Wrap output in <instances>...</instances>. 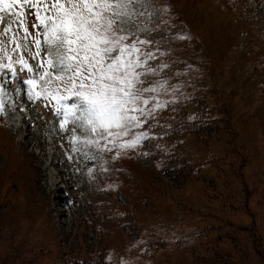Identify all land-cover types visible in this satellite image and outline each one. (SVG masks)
Segmentation results:
<instances>
[{
  "label": "rangeland",
  "instance_id": "obj_1",
  "mask_svg": "<svg viewBox=\"0 0 264 264\" xmlns=\"http://www.w3.org/2000/svg\"><path fill=\"white\" fill-rule=\"evenodd\" d=\"M136 9L133 27L155 42L145 80L164 106L133 130L146 139L112 151L85 146L91 134L37 98L47 45L34 15L27 40L0 23V264H264V0ZM203 107L210 128L186 130Z\"/></svg>",
  "mask_w": 264,
  "mask_h": 264
},
{
  "label": "snow or ice",
  "instance_id": "obj_2",
  "mask_svg": "<svg viewBox=\"0 0 264 264\" xmlns=\"http://www.w3.org/2000/svg\"><path fill=\"white\" fill-rule=\"evenodd\" d=\"M150 3L151 0H0L3 34L15 22L23 28V39L27 40L29 32L24 21L34 15L36 22L31 26L42 29L47 45V63L39 65L43 89L36 96L43 94L45 99L56 101V113L64 117L61 127L71 119L76 128L91 134V139L85 135V146L95 145L101 151L135 147L148 133L133 130L154 118L155 110L164 106L151 95L157 87L145 80L155 71L148 64L154 55L146 46L155 42L141 39L138 33L151 29L133 27L134 18L145 14L136 5L146 7ZM154 14V9L148 12L149 16ZM33 40L35 58L40 56L41 40ZM21 63L32 71L26 61ZM26 83L35 86L36 81L29 79ZM145 83L149 86L145 87ZM32 98L30 91L29 99ZM71 98L76 102L62 103ZM73 140L80 137L74 136ZM101 140L105 141L103 146ZM120 154L117 151V157Z\"/></svg>",
  "mask_w": 264,
  "mask_h": 264
},
{
  "label": "trees",
  "instance_id": "obj_3",
  "mask_svg": "<svg viewBox=\"0 0 264 264\" xmlns=\"http://www.w3.org/2000/svg\"><path fill=\"white\" fill-rule=\"evenodd\" d=\"M203 112H206V109L204 111V108L201 110L195 109V115L185 121V128L186 130L197 133L200 130H208L210 128V124L213 121L209 114H202Z\"/></svg>",
  "mask_w": 264,
  "mask_h": 264
},
{
  "label": "bare ground",
  "instance_id": "obj_4",
  "mask_svg": "<svg viewBox=\"0 0 264 264\" xmlns=\"http://www.w3.org/2000/svg\"><path fill=\"white\" fill-rule=\"evenodd\" d=\"M20 91V90H19ZM22 92V91H21ZM20 93V92H19ZM34 98L35 97H33V99H31V100H34ZM20 100V99H19ZM22 100V99H21ZM20 100V101H21ZM23 102H25V100H22ZM26 102H28V100H26ZM31 104V103H30ZM30 104H28L29 106H30V109H29V111H30V113L29 114H31V112H34V108L30 105ZM28 114V115H29ZM37 114V113H36ZM61 120V119H60ZM34 121V120H33ZM32 122V121H31ZM53 122V121H52ZM56 123V126H57V122H55ZM54 126V125H53ZM54 128V127H53ZM59 129V128H58ZM61 131V130H60ZM66 132V131H65ZM54 133H55V131H54ZM53 134V133H52ZM66 134V133H65ZM64 134V135H65ZM55 139V138H54ZM72 139V138H71ZM55 141V140H54ZM58 148V147H57ZM55 177H54V175H51V178H50V180H53ZM54 181V180H53ZM57 186V183H53L52 182V187H56ZM52 192L54 191V192H56V188L54 189V188H52V190H51Z\"/></svg>",
  "mask_w": 264,
  "mask_h": 264
}]
</instances>
